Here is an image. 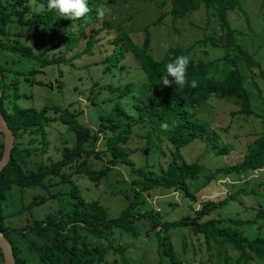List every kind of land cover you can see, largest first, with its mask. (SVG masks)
Masks as SVG:
<instances>
[{"label": "rangeland", "instance_id": "rangeland-1", "mask_svg": "<svg viewBox=\"0 0 264 264\" xmlns=\"http://www.w3.org/2000/svg\"><path fill=\"white\" fill-rule=\"evenodd\" d=\"M93 1L88 0L90 8H111V15L101 19L96 13L74 21L63 17L22 24L20 19L30 20L34 14L47 11L48 0H0V9L12 18L5 33H0V42L22 44L32 51L26 56L0 47V65L5 68V81L9 84L6 93L13 94L11 83L16 80L19 98L15 102L21 107L60 108L47 110L50 120L44 129L22 132L18 138L26 173L60 159L63 147L74 144L76 134L69 123L60 120V112L73 113L79 123L95 131L100 124L99 115L107 113L115 101L136 115L135 104H153L163 94L164 86L159 80L149 87L139 59L129 49L128 41L122 39L141 46L146 26L147 53L154 59L162 58L169 47L188 48L186 56L205 62L207 75L221 80L231 68L226 59L233 58L243 77L249 109L246 112L242 108V99L236 95H212L190 109L208 128L207 134L179 148L181 159L196 160L200 166L197 176L187 180L193 198L182 190L161 186L141 190L137 179L142 175L134 167L160 173L175 150L161 132L155 134L145 121L133 127L124 145L132 166L111 163V155L104 152L101 133L95 143L88 145L92 147L89 154L81 159L86 157L87 166L96 171L109 167L102 176L91 178L75 171L78 158L58 173L47 175L44 185L25 190L13 185L1 200L4 225L20 228L33 218L67 215L78 200L70 194L74 187L79 199L96 200L110 217H117L140 190L141 202L135 211H145L146 216L135 219V232L113 227L110 237L112 245L125 247V255L133 264H262L255 253H239L220 230L264 238V166L240 174L217 169L239 162L248 144L264 134V1L232 0L224 8L233 40L255 61L252 68L238 55V49L224 43L218 15L222 0H213L210 6L202 0H179L178 15L172 13L173 0H99L92 7ZM119 51H123V57L117 62L114 54ZM125 85L130 92L117 98L118 89ZM6 100L8 107L14 102L12 97ZM3 141L0 132L2 146ZM212 173L214 177L208 178ZM205 199L221 205L207 215H199L197 211ZM31 202L30 210H21ZM185 217L191 218L193 225L206 220L215 222L209 230L205 226L196 230L190 223L164 225L179 223ZM160 241L171 244L172 257L163 253ZM20 246L23 253H30L25 242H20ZM114 259L122 264L119 254L109 248L105 261L113 264Z\"/></svg>", "mask_w": 264, "mask_h": 264}, {"label": "trees", "instance_id": "trees-1", "mask_svg": "<svg viewBox=\"0 0 264 264\" xmlns=\"http://www.w3.org/2000/svg\"><path fill=\"white\" fill-rule=\"evenodd\" d=\"M179 0L172 1V13L180 14ZM206 6L213 4V0H202ZM232 0H222L219 3V20L223 32V39L226 45H232L238 49V55L242 57L248 67L252 68L255 61L243 49L239 47L233 40V30L228 26L224 8L226 2ZM264 1V0H263ZM99 0H94L92 7H96ZM182 3V2H181ZM191 7L188 6V10ZM89 13L94 17L97 13L96 9L91 8ZM18 15L21 12L16 11ZM15 14V13H14ZM63 19L56 10H47L43 13L34 14L32 19L22 20V24H31L39 20L45 22L47 20L54 21L55 19ZM160 18V17H159ZM158 18V19H159ZM60 19V20H61ZM157 19V20H158ZM12 21L5 9H0V33H5V27ZM148 26L145 27L146 35L141 46H136L129 39L122 38L128 41L129 49L139 59L141 67L149 81V87L157 80L161 81V77L166 75V65L172 62L176 57L185 55L188 48L169 47L165 54L160 59H154L147 53L149 46V36L147 33ZM207 40V39H204ZM212 39H210L211 41ZM231 41V42H230ZM215 43V41H211ZM0 47L6 48L13 53H18L26 56L32 55V51L28 46L22 44L6 45L0 42ZM123 57V51L114 54L115 60L118 62ZM226 58V57H224ZM231 64L227 75L221 79H214L207 75V64L200 59L190 58V63L187 69V79L189 84L180 88L173 84L164 86L163 94L155 100L153 104H135L137 111L136 115L129 114L125 107L115 101L111 109L107 113L99 115L100 124L94 131L89 127L79 123L74 114L69 111L60 112V120L70 124L71 129L76 134V140L72 146H64L60 159L49 163L39 165L36 170L26 173L22 168L25 163V157L20 151L18 138L22 132L37 133L44 129L45 123L50 120L46 116L48 109L60 110L59 106H45L40 110L32 107L23 108L15 101L19 98L17 91V83L14 80L11 83L14 89L13 94L6 93L8 83L5 81V68L0 65V111L4 116L8 126L14 135V146L11 151L9 162L3 167L0 174V230L11 242L13 254L16 264H107L105 254L111 248L113 253L119 254V259L122 264H133L125 255L124 246H114L111 242V229L118 227L135 232L134 221L136 218L146 216V212L135 211L140 199V190L135 192L134 196L129 200V203L121 209L117 217H110L107 210L98 201H86L78 198L76 187L70 191L71 196L76 200L73 203L72 209L65 216L56 217L55 215H46L43 219L33 218L23 227L17 228L4 225V214L1 210V200L5 193L16 185L21 190L33 187L35 185H44V179L49 174H55L60 169L72 163L76 159H80L75 168V171L87 174L94 178L102 176L106 169L93 170L87 166V156L92 149L89 144L95 143L102 133L104 137V152L111 155V163L117 164L125 162L132 166V161L129 159V152L124 146L130 138L133 127L137 124H142L145 121L149 122L152 131L156 134L157 131L164 135L169 142L175 147L171 152V158L167 161L166 168L157 174H151L147 170L134 167V171L142 175L137 179L141 185L142 191L150 190L154 187H166L176 190H182L184 195L191 196L193 193L187 185V180L195 178L199 173L200 166L198 162H187L181 159L179 148L186 145L196 137H202L207 134L208 128L205 122L197 118L194 112L190 109L198 104L206 101L210 96L225 97L236 95L242 99V108L249 109V98L243 85V77L239 72L235 60L233 58L226 59ZM31 70L30 72H33ZM171 79V77H169ZM196 80L197 86L191 87V80ZM130 92V87L125 85L118 89L117 98ZM7 97L14 98V102L8 107ZM167 123L168 130H164L161 125ZM151 141V140H150ZM2 145H0V158L2 155ZM264 166V134L255 138L248 144L246 153L243 158L231 165H224L217 169V172L240 174L247 170H257ZM214 177V173L208 178ZM231 195V194H230ZM229 195V196H230ZM33 202L23 207L21 210H30ZM36 204V203H35ZM34 204V205H35ZM220 202L211 199H205L201 202L198 209L199 215H207L209 212L219 206ZM221 205V204H220ZM181 222V223H180ZM214 220H206L205 222H197L192 224V219L185 217L178 222L166 223L164 225H178L190 223L196 230L205 226L207 230L213 227ZM154 225V222L152 223ZM155 227V226H154ZM230 229V228H229ZM220 233L226 234L230 243L239 250V253L246 256L247 253L257 254V258L264 264V238L255 236L248 238L237 233L236 230H227L223 228ZM98 240V241H97ZM106 241V245L102 242ZM20 242H25L30 253H23ZM161 242V241H160ZM161 250L164 254L172 257V246L170 243H160ZM0 260L2 253L0 251ZM113 264H118L117 260H113Z\"/></svg>", "mask_w": 264, "mask_h": 264}, {"label": "clouds", "instance_id": "clouds-1", "mask_svg": "<svg viewBox=\"0 0 264 264\" xmlns=\"http://www.w3.org/2000/svg\"><path fill=\"white\" fill-rule=\"evenodd\" d=\"M47 7L49 10H56L60 17L66 19L78 20L86 18L92 11L88 5V0H48ZM111 15V8L101 7L97 9L98 18H105ZM190 63V58L186 55L176 57L172 62L166 65V75L161 77L163 86H171L173 82L177 87H184L189 84L187 79V69ZM171 77V79H169ZM191 87H196V80H191ZM161 127L168 130L169 125L163 123Z\"/></svg>", "mask_w": 264, "mask_h": 264}, {"label": "water", "instance_id": "water-1", "mask_svg": "<svg viewBox=\"0 0 264 264\" xmlns=\"http://www.w3.org/2000/svg\"><path fill=\"white\" fill-rule=\"evenodd\" d=\"M1 79V73H0ZM1 98V90H0ZM0 132L3 133L4 141L2 147V155L0 158V174L3 167L9 162L11 158V151L14 146V135L8 126L4 116L0 111ZM0 251L2 253L3 264H16L15 257L12 250L11 242L0 230Z\"/></svg>", "mask_w": 264, "mask_h": 264}]
</instances>
